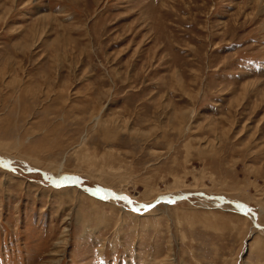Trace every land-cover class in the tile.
<instances>
[{
	"label": "rangeland",
	"instance_id": "rangeland-1",
	"mask_svg": "<svg viewBox=\"0 0 264 264\" xmlns=\"http://www.w3.org/2000/svg\"><path fill=\"white\" fill-rule=\"evenodd\" d=\"M0 264H264V0H0Z\"/></svg>",
	"mask_w": 264,
	"mask_h": 264
},
{
	"label": "bare ground",
	"instance_id": "bare-ground-1",
	"mask_svg": "<svg viewBox=\"0 0 264 264\" xmlns=\"http://www.w3.org/2000/svg\"><path fill=\"white\" fill-rule=\"evenodd\" d=\"M61 171V170H60Z\"/></svg>",
	"mask_w": 264,
	"mask_h": 264
}]
</instances>
